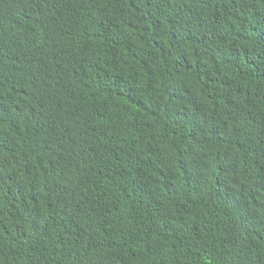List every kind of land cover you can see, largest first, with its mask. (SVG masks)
<instances>
[{"label": "trees", "instance_id": "16d2710c", "mask_svg": "<svg viewBox=\"0 0 264 264\" xmlns=\"http://www.w3.org/2000/svg\"><path fill=\"white\" fill-rule=\"evenodd\" d=\"M0 264H264V0H0Z\"/></svg>", "mask_w": 264, "mask_h": 264}]
</instances>
